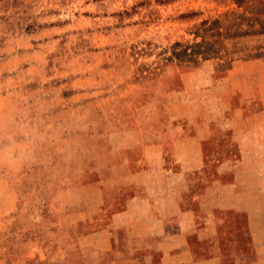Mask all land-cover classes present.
<instances>
[{
	"label": "rangeland",
	"instance_id": "rangeland-1",
	"mask_svg": "<svg viewBox=\"0 0 264 264\" xmlns=\"http://www.w3.org/2000/svg\"><path fill=\"white\" fill-rule=\"evenodd\" d=\"M236 63L254 77L234 81ZM261 75L264 0H0V264H144L141 252L118 261L71 242L64 259L52 218L38 215L68 200L82 208L84 187L68 184L84 182L87 163L115 159L119 130L157 135L199 116L221 121L226 151L244 90L264 99ZM213 167L201 178L218 176ZM35 242L55 249L44 257Z\"/></svg>",
	"mask_w": 264,
	"mask_h": 264
},
{
	"label": "crops",
	"instance_id": "crops-1",
	"mask_svg": "<svg viewBox=\"0 0 264 264\" xmlns=\"http://www.w3.org/2000/svg\"><path fill=\"white\" fill-rule=\"evenodd\" d=\"M252 67L234 64L232 79L253 78L257 70ZM244 91L238 108L245 114L230 117L226 151L218 132L221 121L199 116L183 118L180 127L170 121L157 135L152 127L119 130L108 150L115 159L103 155L101 163H87L84 182L75 178L68 184L69 189L84 187L82 208L68 200L57 214L38 215L43 221L52 218L49 237L62 258L71 242L118 261L141 252L144 264H264V99ZM173 126L177 131H170ZM211 165L218 176L214 172L204 180ZM225 172L230 180L221 179ZM52 248L35 242L33 251L45 257ZM252 253L254 262L248 263Z\"/></svg>",
	"mask_w": 264,
	"mask_h": 264
}]
</instances>
